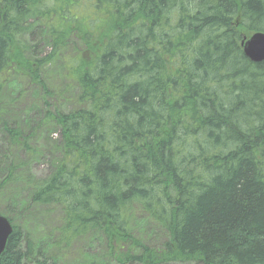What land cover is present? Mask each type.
<instances>
[{"label": "trees", "instance_id": "obj_1", "mask_svg": "<svg viewBox=\"0 0 264 264\" xmlns=\"http://www.w3.org/2000/svg\"><path fill=\"white\" fill-rule=\"evenodd\" d=\"M257 32L264 0H0V112L18 76L71 105L47 120L62 142L49 177H19L20 209L58 215L51 264L98 235L109 264H264V63L241 47ZM34 37L52 54L35 58ZM77 41L69 100L42 69ZM5 129L30 160L31 134ZM9 166L3 192L26 165ZM7 217L0 263L27 264L37 243Z\"/></svg>", "mask_w": 264, "mask_h": 264}, {"label": "rangeland", "instance_id": "obj_2", "mask_svg": "<svg viewBox=\"0 0 264 264\" xmlns=\"http://www.w3.org/2000/svg\"><path fill=\"white\" fill-rule=\"evenodd\" d=\"M32 54L37 59H45L52 54L50 44H47L40 37L31 39ZM85 50L80 41L73 43L71 48L58 52L54 60L42 69L44 78L50 91L59 90L57 93L65 92L68 82L63 79V75L68 76L69 64L66 66V61H69L73 50ZM16 82L14 86L8 88L9 94L4 92L2 97L1 107L6 109L0 112V180L7 177L10 169L11 161H14V167L20 168L17 170L20 175L16 176L14 184L7 189L6 192L0 190V213L3 216L14 219L23 231V244L25 239L32 238L37 243L36 254L27 264H51L55 253L49 252L52 247L53 236L49 237V226L51 221L58 218L56 212L52 209L48 211L45 208H40L34 205L28 206L27 209H20L23 203L28 200L30 188L19 179L20 176H30L33 180L44 181L49 177L50 169L56 164L61 153V137L60 128L50 123L49 115L53 110H63L69 112L71 105L68 101H57L55 97L44 99V90L39 85H31V81L27 78L22 79L21 76L12 78L11 81ZM65 81V82H64ZM8 87V85H6ZM5 87V89L7 88ZM67 98H73V92H65ZM51 98V99H50ZM67 104V105H65ZM6 127H17L24 133H29L32 136V142L29 143L30 148L34 151V155L30 160L27 159L23 147L20 145H12L11 140L6 138ZM11 154V155H10ZM14 156V158H13ZM16 172V174H17ZM18 178V179H17ZM8 218V217H7ZM140 237L144 238V234L152 235L156 238V227L146 220L136 221ZM28 234V236L26 235ZM88 240L73 244L70 249V254L64 252L60 255L59 264H79L84 261L85 264H109L106 259V244L102 236H89ZM51 240V243H50ZM46 249L41 251V249ZM25 253V249H22ZM26 254V253H25ZM27 255V254H26ZM87 257L83 258V257ZM90 258V260H89Z\"/></svg>", "mask_w": 264, "mask_h": 264}, {"label": "water", "instance_id": "obj_3", "mask_svg": "<svg viewBox=\"0 0 264 264\" xmlns=\"http://www.w3.org/2000/svg\"><path fill=\"white\" fill-rule=\"evenodd\" d=\"M245 56L255 64L264 63V33L258 32L252 36L244 37L241 43ZM13 233L9 220L0 216V258L4 253L8 240Z\"/></svg>", "mask_w": 264, "mask_h": 264}]
</instances>
